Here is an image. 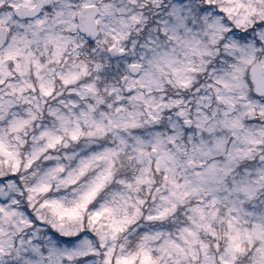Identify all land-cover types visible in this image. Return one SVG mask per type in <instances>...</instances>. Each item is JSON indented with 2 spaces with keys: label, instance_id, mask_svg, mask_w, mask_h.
<instances>
[{
  "label": "snow or ice",
  "instance_id": "obj_1",
  "mask_svg": "<svg viewBox=\"0 0 264 264\" xmlns=\"http://www.w3.org/2000/svg\"><path fill=\"white\" fill-rule=\"evenodd\" d=\"M0 264H264V0H0Z\"/></svg>",
  "mask_w": 264,
  "mask_h": 264
}]
</instances>
